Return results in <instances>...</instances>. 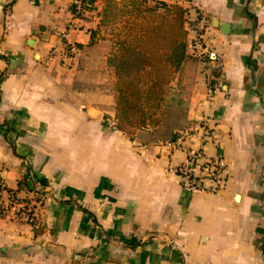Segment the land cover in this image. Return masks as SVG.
I'll return each mask as SVG.
<instances>
[{
  "label": "crops",
  "instance_id": "1",
  "mask_svg": "<svg viewBox=\"0 0 264 264\" xmlns=\"http://www.w3.org/2000/svg\"><path fill=\"white\" fill-rule=\"evenodd\" d=\"M148 1L189 11L184 129L208 119L205 153L225 157L226 187L190 193L167 172L186 157L165 145L181 129L115 128L105 0L76 19L69 0H0L2 200L42 197L44 222L36 234L0 218V264H264V0Z\"/></svg>",
  "mask_w": 264,
  "mask_h": 264
},
{
  "label": "trees",
  "instance_id": "2",
  "mask_svg": "<svg viewBox=\"0 0 264 264\" xmlns=\"http://www.w3.org/2000/svg\"><path fill=\"white\" fill-rule=\"evenodd\" d=\"M120 1L131 9L133 20L128 22L124 34L113 37L114 45L121 47L111 56L116 78L115 128L133 137L161 125L163 110L174 97L172 84L191 57L188 53L190 20L189 11L178 4ZM212 74L221 77L217 69H212ZM36 199L42 201V197ZM41 229H36V234Z\"/></svg>",
  "mask_w": 264,
  "mask_h": 264
},
{
  "label": "built area",
  "instance_id": "3",
  "mask_svg": "<svg viewBox=\"0 0 264 264\" xmlns=\"http://www.w3.org/2000/svg\"><path fill=\"white\" fill-rule=\"evenodd\" d=\"M96 1L98 0H69L73 17L75 19L82 17ZM61 37L67 39V33H63ZM65 44L66 53L72 54L75 47L69 43ZM196 47H199L197 52L201 56L210 59L212 69H220V58L215 52L203 48L199 42ZM209 86L208 99L211 100L214 98L215 89L212 85ZM213 139V128L207 118H202L178 132L176 137L165 144L171 152L185 148V160L179 166L168 169L167 172L175 174L183 189L190 193L218 194L227 185L229 167L225 157L223 155L209 157L205 153V146ZM196 142L199 143L198 146L195 145ZM5 192L6 185L0 177V218L24 221L36 229L44 227L41 215L43 200L34 199L30 204L29 201L11 196L4 201L2 197Z\"/></svg>",
  "mask_w": 264,
  "mask_h": 264
},
{
  "label": "rangeland",
  "instance_id": "4",
  "mask_svg": "<svg viewBox=\"0 0 264 264\" xmlns=\"http://www.w3.org/2000/svg\"><path fill=\"white\" fill-rule=\"evenodd\" d=\"M148 4L154 5L153 2L149 1ZM130 11L131 9L121 3L120 0H105L103 22L106 27L105 35L108 36L106 38L110 39V42L113 44L112 55H114L115 52L117 53V50H121V47L114 45L113 37L115 35L117 36V34H124L127 31L126 26L128 22L133 20V15ZM203 59L207 62L210 60L208 57H203ZM185 76V65H183L177 79L172 84L173 91L171 94L174 97L172 100H169V106L166 105L167 107L163 110L161 125L153 133L157 138L168 139V137L174 134L175 130H184L185 128V110H187L188 104L187 92H185V89H188V87L185 88Z\"/></svg>",
  "mask_w": 264,
  "mask_h": 264
},
{
  "label": "water",
  "instance_id": "5",
  "mask_svg": "<svg viewBox=\"0 0 264 264\" xmlns=\"http://www.w3.org/2000/svg\"><path fill=\"white\" fill-rule=\"evenodd\" d=\"M228 26H229V25H227V24H225V25L221 26V27H222V29H223V30H222V33H223V34H227V32H226L225 30H227V29H228Z\"/></svg>",
  "mask_w": 264,
  "mask_h": 264
}]
</instances>
